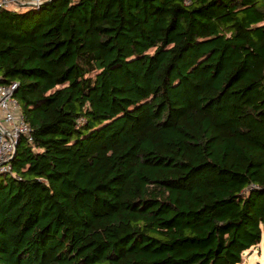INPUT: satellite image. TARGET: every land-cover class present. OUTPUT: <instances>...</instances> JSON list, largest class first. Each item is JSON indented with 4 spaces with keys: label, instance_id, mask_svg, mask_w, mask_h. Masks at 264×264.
Returning a JSON list of instances; mask_svg holds the SVG:
<instances>
[{
    "label": "trees",
    "instance_id": "trees-1",
    "mask_svg": "<svg viewBox=\"0 0 264 264\" xmlns=\"http://www.w3.org/2000/svg\"><path fill=\"white\" fill-rule=\"evenodd\" d=\"M29 135L0 264H247L264 243V0L0 6Z\"/></svg>",
    "mask_w": 264,
    "mask_h": 264
},
{
    "label": "built area",
    "instance_id": "built-area-1",
    "mask_svg": "<svg viewBox=\"0 0 264 264\" xmlns=\"http://www.w3.org/2000/svg\"><path fill=\"white\" fill-rule=\"evenodd\" d=\"M45 0H0V6L20 9L24 4L39 6ZM17 84H0V170H9L11 160L21 135H29L30 128L25 122L20 104L14 98Z\"/></svg>",
    "mask_w": 264,
    "mask_h": 264
},
{
    "label": "rangeland",
    "instance_id": "rangeland-1",
    "mask_svg": "<svg viewBox=\"0 0 264 264\" xmlns=\"http://www.w3.org/2000/svg\"><path fill=\"white\" fill-rule=\"evenodd\" d=\"M244 261L247 264H264V243L246 251Z\"/></svg>",
    "mask_w": 264,
    "mask_h": 264
},
{
    "label": "water",
    "instance_id": "water-1",
    "mask_svg": "<svg viewBox=\"0 0 264 264\" xmlns=\"http://www.w3.org/2000/svg\"><path fill=\"white\" fill-rule=\"evenodd\" d=\"M46 1V0H45ZM44 1V2H45ZM43 2V3H44ZM33 6H36V4H24L23 6H22V8H26V7H33Z\"/></svg>",
    "mask_w": 264,
    "mask_h": 264
}]
</instances>
